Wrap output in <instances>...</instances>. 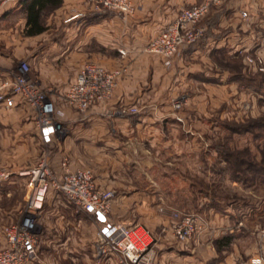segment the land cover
<instances>
[{
    "label": "crops",
    "instance_id": "1",
    "mask_svg": "<svg viewBox=\"0 0 264 264\" xmlns=\"http://www.w3.org/2000/svg\"><path fill=\"white\" fill-rule=\"evenodd\" d=\"M200 1L132 0L136 10L132 19L105 13L66 24L64 19L83 10L86 0H60L43 16L46 30L36 36L24 35L22 3L0 12V84L10 81L19 63L27 61L67 130L63 139L48 146L52 169L59 174L63 159L69 171L91 169L96 186L115 195L111 207L117 213L143 212L153 202L149 193L162 192V158L185 157L201 164L217 158L231 175L220 162L215 135L229 124H243L264 112L259 97L230 81L232 61L246 66V55L264 58V0H225L212 8L199 23L204 37L183 48L170 70L160 58L142 53L181 10ZM122 44L127 51L124 57L118 53ZM85 63L122 73L112 96L92 107L87 121L79 122L64 97ZM64 80L70 81L61 85ZM176 99L182 103L177 112L172 107ZM232 108L238 120L232 117ZM28 139L44 147L31 109L17 97L10 108L0 105V143L14 152L19 167L26 158L22 150ZM30 156V164L19 169L35 166L42 152L32 151ZM228 184L236 194L223 200L221 207L204 211L207 232L174 250L161 247L158 264H250L259 254L264 258L258 234L264 228V193L233 180ZM109 219L116 225L128 223L111 214ZM142 224L136 226L148 230ZM0 242L2 247V229Z\"/></svg>",
    "mask_w": 264,
    "mask_h": 264
},
{
    "label": "built area",
    "instance_id": "2",
    "mask_svg": "<svg viewBox=\"0 0 264 264\" xmlns=\"http://www.w3.org/2000/svg\"><path fill=\"white\" fill-rule=\"evenodd\" d=\"M22 1L0 0V12L20 5ZM224 1L201 0L184 8L143 47L142 53L160 58L165 69H172L180 51L204 37L205 29L199 23L212 8L221 6ZM135 12L132 0H86L85 8L71 13L64 23H75L87 16L105 13L127 20L132 19ZM241 16L245 18L246 12H242ZM122 41L127 42V37H122ZM118 53L121 57L127 55L123 44ZM244 62L247 67L264 74V58L261 55H246ZM29 73L28 63L21 61L11 80L0 84V105L10 108L16 97L26 104L33 113L45 149L35 166L20 173L27 179L28 190L19 211V220L2 228L4 245L0 247V264H37L39 219L52 193L92 219L96 226L95 253L98 260L114 257L120 264H153L154 239L151 233L140 226L116 225L110 221L113 192L96 186L91 169L69 171L65 159L61 162L59 174L52 169L48 146L63 139L67 130L53 99L38 82L30 79ZM121 73L120 69L108 70L94 63L81 66L64 97L65 106L76 114L77 121H87L92 107L112 96ZM181 104L179 100H174L172 107L178 111ZM176 120L181 121L177 116ZM11 176L12 171L0 166V185ZM208 228V221L199 213H177L168 227V233L175 241L185 243L206 233ZM258 234L261 246L264 244V228ZM250 264H264V258L259 254L251 259Z\"/></svg>",
    "mask_w": 264,
    "mask_h": 264
},
{
    "label": "rangeland",
    "instance_id": "3",
    "mask_svg": "<svg viewBox=\"0 0 264 264\" xmlns=\"http://www.w3.org/2000/svg\"><path fill=\"white\" fill-rule=\"evenodd\" d=\"M243 72L250 75L254 74L245 65ZM29 76L36 81L32 77L31 69ZM69 81L64 80L61 85L68 84ZM259 98L260 103H264V97ZM231 115L237 119V111L233 108L231 109ZM178 117L183 120L182 117ZM260 117H264V112L256 113L255 116L247 118L245 122ZM221 131H223L222 134L215 135L217 137L214 140L215 146L231 139L233 143H237L239 146L250 148L259 160L256 147L264 150L262 136L255 140L247 135L237 140L236 137L228 138L227 130L221 129ZM31 141L28 139L27 144H25L26 150H22V156H26L21 165L22 168L30 164L29 157H31L32 151L37 153L44 150V147L39 143H31ZM15 146L17 148V145H12L13 150ZM0 166L12 171L10 179L0 185L1 232L3 227L19 220V211L28 189L27 179L20 174L24 170L19 169L21 167L14 159V152L10 148L3 147L1 143ZM222 167L217 158L212 162L209 161L208 164H201L199 161L185 157L177 161L174 157L162 158V192L149 193V196L154 198L148 208L143 212L130 210L126 215L121 211L115 212L111 207L110 214L119 220H123L124 224L127 223L128 219L125 226H136L137 223L143 222L142 226L148 227L147 229L154 239L153 257L155 260L158 257V249H161V247L174 250L180 246V243L175 241L170 234L169 237L166 236L165 233L168 232L169 224L167 227H163L162 222L173 220L174 215L177 213H199L204 217V211L208 208L221 207L223 200L234 198L236 193H233L228 187L232 176L228 171H224ZM209 186H213V191L210 190ZM255 189L259 191V194L264 193V187L262 186ZM39 222L40 246L37 264H120L114 257L98 260L95 253V224L86 214L73 205H68L61 196L58 197L52 193L48 197L47 205ZM153 264H158V262H153Z\"/></svg>",
    "mask_w": 264,
    "mask_h": 264
},
{
    "label": "trees",
    "instance_id": "4",
    "mask_svg": "<svg viewBox=\"0 0 264 264\" xmlns=\"http://www.w3.org/2000/svg\"><path fill=\"white\" fill-rule=\"evenodd\" d=\"M21 3L26 14L24 35L36 36L46 30L43 25V16L47 11L58 7L60 0H23ZM231 69L230 81L236 82L255 96L264 97L263 73L256 72L253 75L244 73V65L240 60L232 61ZM226 129L228 138L236 137L239 140L250 135L255 140L261 136L264 139V117L248 120L243 124H229ZM216 150L220 162H224L229 168L233 181L252 188L264 187V150L256 147L259 153V160H257V155L251 152L250 148L239 146L231 139L218 144ZM209 187L213 191V186Z\"/></svg>",
    "mask_w": 264,
    "mask_h": 264
}]
</instances>
